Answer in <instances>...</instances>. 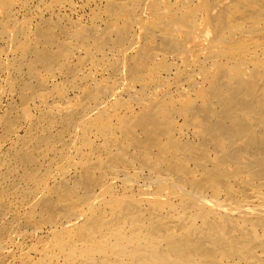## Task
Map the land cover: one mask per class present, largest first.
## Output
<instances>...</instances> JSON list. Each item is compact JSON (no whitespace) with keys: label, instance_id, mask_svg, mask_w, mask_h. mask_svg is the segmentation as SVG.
Returning a JSON list of instances; mask_svg holds the SVG:
<instances>
[{"label":"bare ground","instance_id":"obj_1","mask_svg":"<svg viewBox=\"0 0 264 264\" xmlns=\"http://www.w3.org/2000/svg\"><path fill=\"white\" fill-rule=\"evenodd\" d=\"M99 1L83 22L104 30L65 24L71 0L5 30L16 55L0 72L22 118L13 107L0 119L1 143L17 138L0 157V264H264V0ZM11 7L0 0V37ZM203 23L213 36L193 66L182 57ZM173 70L189 93L168 94ZM122 82L140 88L137 111ZM68 90L83 93L76 107Z\"/></svg>","mask_w":264,"mask_h":264},{"label":"rangeland","instance_id":"obj_2","mask_svg":"<svg viewBox=\"0 0 264 264\" xmlns=\"http://www.w3.org/2000/svg\"><path fill=\"white\" fill-rule=\"evenodd\" d=\"M30 1L32 2L31 4H29L30 3ZM35 1H37V2H35ZM43 1L44 0H20V2H19V0H5V2L6 3H10V5H13V7H11V14H10V17L11 18H7L6 20L8 21H6L5 20V23H4V29H2L1 30V32L3 33L2 34V37H0V47H2V48H0V58H2V60H0L1 62V64L3 63V64H7L8 62H10L12 59H14V57H15V55H16V53L15 54H13L14 52L11 50V51H9L8 49H7V47H8V45H7V43L9 44V42H10V40H9V37L5 34L6 32H5V30L7 29H9V25H11L12 23H16V20H17V23H16V25H22V24H26V22H25V18L26 17H28L29 16V18H30V23L32 24L31 25V27L33 28L34 26H35V23H36V21L38 20L37 19V17L39 18L40 17V14L42 13L41 11H43L42 10V7H41V4L43 3ZM72 2H71V4L73 5V9L71 10L70 9V5H63L61 8H59V11L61 12V14L62 15H67V16H64V20H65V24H72V25H77L79 28H92V27H95L96 26V28H97V26H99L97 29L98 30H104V28L106 27V25H105V22H102V21H98L97 22V24L98 25H96V23H89L90 21L92 22V15H93V12L94 11H99L100 9H101V7H103V4L99 1V0H91L89 3L91 4V2L93 1V3L90 5L88 2L86 3V1H84V0H79V1H81V2H79V1H77V0H71ZM74 1V2H73ZM34 2V3H33ZM40 2V3H39ZM79 2V3H78ZM97 2H98V4H97ZM102 4H100V3ZM22 3V4H21ZM25 3H27V6H24V4ZM76 3V4H75ZM19 4V5H18ZM33 4H35V5H33ZM94 4V5H93ZM96 4V5H95ZM33 5V6H32ZM37 5H39V6H37ZM77 5V6H76ZM92 5H93V7H92ZM101 5V6H100ZM22 6V7H21ZM66 6H68V7H66ZM90 8H89V7ZM20 7V8H19ZM40 7V8H39ZM75 7H76V9H77V11H76V9H75ZM84 7V8H83ZM87 7H88V11H87ZM92 7V8H91ZM26 8H27V10H26ZM69 8V10H67ZM81 8V9H80ZM14 9V10H13ZM23 9V10H22ZM29 9V10H28ZM31 9V10H30ZM90 9V10H89ZM94 9V10H93ZM58 10V9H57ZM75 10V11H74ZM82 10V12H80ZM84 10V11H83ZM25 11H33L32 13L31 12H25ZM34 11L36 12V13H34ZM21 12V13H20ZM73 12V13H72ZM79 12V13H78ZM19 13V14H18ZM29 13V14H28ZM40 13V14H39ZM69 13H70V15H69ZM18 14V15H17ZM31 14V15H30ZM38 14H39V16H38ZM44 15H47L46 14V12L45 13H43ZM80 14V15H79ZM25 17H24V16ZM28 15V16H27ZM35 15V16H34ZM75 15V16H74ZM77 15V16H76ZM82 15V16H81ZM16 18H15V17ZM74 16V17H73ZM84 16V17H83ZM89 16V17H88ZM67 17V18H66ZM79 17V18H78ZM87 18V20H85L86 18ZM100 17H102V15H100ZM75 18H77V19H75ZM85 18V19H84ZM91 18V19H90ZM8 19H11V21L10 20H8ZM14 19V20H13ZM21 19V20H20ZM35 19V20H34ZM67 19V20H66ZM83 19V20H82ZM89 19V20H88ZM19 20V21H18ZM34 20V21H33ZM83 21H89V22H83ZM21 22H22V24H21ZM101 22V23H100ZM7 23V24H6ZM11 23V24H10ZM34 23V24H33ZM88 23V24H87ZM86 24V25H85ZM93 24V25H92ZM92 25V26H91ZM204 25V26H203ZM203 25H200L199 26V28L197 29V31L196 32H198V33H193V35L191 36V41H189L188 43H187V50H188V52H185V53H183V59H189L190 60V65H195L196 64V62L200 59V58H204V56L207 54V52H206V48H208L209 46H210V40H211V38H212V33H211V31H210V29L208 28V26H207V24L206 23H203ZM5 26H7L6 28H5ZM81 26V27H80ZM102 27H103V29H102ZM101 28V29H100ZM137 29V30H136ZM201 29V30H200ZM206 31H205V30ZM6 30V31H7ZM201 31V32H200ZM204 31V32H203ZM139 32H140V30L138 29V27H136L135 28V33H136V35L137 34H139ZM198 34V35H197ZM181 36H182V38H183V35L181 34ZM199 36V37H198ZM7 37V38H6ZM5 38V39H4ZM194 38V39H193ZM197 39V40H196ZM8 40V41H7ZM254 41H256V38L255 39H253ZM201 41H203V43L201 42ZM258 41V40H257ZM7 42V43H6ZM199 44H198V43ZM2 43V44H1ZM260 43V42H259ZM258 43V44H259ZM2 45H4V46H2ZM18 45H20V44H18ZM5 49H4V48ZM13 46H11L10 48H12ZM139 48V45H137L136 46V48H135V51H137V49ZM190 48V49H189ZM4 52H3V51ZM82 52V51H81ZM83 53V52H82ZM82 53H80V52H78L77 53V55H78V58H76L77 57V55H75L74 56V58H73V65H75V64H78L79 63V60L80 61H83V58L82 57H84V55H82ZM204 55H203V54ZM12 54L14 55V56H12ZM80 55V56H79ZM82 56V57H81ZM202 56V57H201ZM13 57V58H12ZM172 57H175L176 58V56H170V59H172ZM200 57V58H199ZM202 58V59H203ZM6 60V61H5ZM194 60V61H193ZM8 61V62H7ZM196 61V62H195ZM179 62V63H178ZM178 62H176V64H175V67L180 71L181 70V73L179 74V75H181L182 77H180L179 76V78H183L184 76H183V71L185 70V67L180 63V61H178ZM177 63H178V66H176L177 65ZM181 65V66H180ZM193 65V66H194ZM180 66V67H179ZM86 67V66H85ZM86 68H88V67H86ZM99 68V67H98ZM100 69V70H99ZM99 69H97V70H94L93 72H92V74H94L95 75V78H94V80L96 81V82H99V83H102V84H106V82H107V79L110 77V72H109V70H107V69H105L104 67H100ZM102 70H103V72H102ZM174 71V72H173ZM171 73V77H173L172 79H171V81H169L170 82V84L168 85V89H167V92H168V94H170L171 96L172 95H177L176 93H174V91L175 92H178V90L176 89V88H178L180 85L182 86L181 88H182V90L183 91H185V92H187V93H189L190 92V89L187 87L186 88V86H187V83H186V81L184 80H182V82L181 83H174L175 81H174V76H173V74L174 73H176L175 72V70H173ZM101 72V73H100ZM6 74V75H2V74ZM99 73H100V75H102V76H100L99 75ZM103 73V74H102ZM107 74V75H106ZM2 75V76H1ZM105 75L107 76V77H105ZM109 75V76H108ZM4 76V77H3ZM59 76V75H58ZM56 77L55 76V78L53 79L52 78V80H51V82L49 83V85H48V88H51L53 85H57V86H61V84H63L62 82H64L65 81V78L63 79L62 78V76H59V77ZM98 76H100V78H102V79H100V78H98ZM177 76V75H176ZM2 77V78H1ZM0 84H2V85H0V119L1 118H3L4 116H6L7 114H9V113H11L12 114V112H10V111H13V110H11V109H14V108H17V110L19 109V107H20V100H19V97L17 98L16 97V93H10L9 91H7V89H6V82H7V73L6 72H0ZM58 78H60V80H57ZM64 80H62V79ZM97 79H99V80H97ZM196 80H199V77L198 76H196ZM56 83H54V82ZM59 81H60V83H59ZM62 81V82H61ZM173 81V82H172ZM184 82V83H183ZM126 83V84H125ZM172 83V84H171ZM175 84V87H174V84ZM5 84V85H4ZM125 84V85H124ZM178 84V85H177ZM185 84V85H184ZM52 85V86H51ZM177 85V86H176ZM128 86V87H127ZM136 87H138L137 85H129V82H122V84L120 85V87H119V93L118 94H120V93H122V94H120L119 95V97L121 98V99H123V101H125L126 102V104L128 103V102H130V106H131V109L133 108L135 111H137L139 108L136 106L137 105V98L139 99V97H138V95H139V93L141 92L140 91V88H137L138 90H135L136 89ZM185 87V88H184ZM132 88V89H131ZM173 88V89H172ZM127 89V90H126ZM184 89H188V91L187 90H184ZM121 90H123V91H121ZM133 90V91H132ZM76 91H77V93H76ZM76 91H72V90H68V92L67 93H69V94H67V100H69V102L72 100L73 101V103H69L68 102V104H66V106H68V107H76V103H77V101H78V99H79V96L80 97H82V95H83V93L81 92V91H78V90H76ZM128 91H129V94H127L128 93ZM170 91V92H169ZM171 91H173V92H171ZM74 92V93H73ZM134 92V93H133ZM137 92H139L138 94H136ZM71 93H73V94H75V95H73V94H71ZM130 93H132V94H130ZM14 94V95H13ZM77 94V95H76ZM134 94V95H133ZM72 95V96H71ZM123 95V96H122ZM126 95V96H125ZM137 95V96H136ZM141 95H142V93L139 95L140 97H141ZM174 95V96H175ZM70 96V99L68 98ZM77 96V97H76ZM128 96V97H127ZM130 96V97H129ZM45 97V96H44ZM75 97V98H74ZM126 97V98H125ZM16 100H15V99ZM46 98V97H45ZM72 98V99H71ZM49 99H51L50 101H53V98H48L47 97V99L46 100H44L43 101V99H42V101H43V103H46L47 101L49 102ZM77 99V100H76ZM14 100H15V102H14ZM108 100H110V98L108 99L107 97H106V99H104L103 101L104 102H107ZM38 101L39 100H36V101H34L35 102V105H34V107H32V108H40V105H39V103H38ZM132 101V102H131ZM57 103L58 102H56V104L54 103V105H57ZM13 104V105H12ZM42 104V103H41ZM52 104V103H51ZM17 105H19V106H17ZM43 105V104H42ZM58 105H59V103H58ZM62 105V104H61ZM17 106V107H16ZM36 106H38V107H36ZM60 106V105H59ZM8 107V108H7ZM14 107V108H13ZM135 107V108H134ZM132 109V110H133ZM16 110V109H15ZM14 110V111H15ZM15 111V112H13V115L14 116H18V118H22V117H20L21 116V114H20V112H21V110L19 109L18 111ZM133 110V111H134ZM19 112V113H18ZM34 115H36V114H38V110L36 109V112H35V109H34ZM36 113V114H35ZM176 114L177 113H175V118L173 117V119H174V122L176 123V125H178V123H179V125L183 122V120H182V118L179 116L178 117V115L176 116ZM177 118H179V119H177ZM177 120V121H176ZM180 121V122H179ZM23 125H22V128H20L21 130H19V132H18V134H17V136H21V135H24V134H22V132L24 133L25 132V130L27 129V126H29V123L26 121V120H23ZM129 125L130 126H133L134 124H133V122H130L129 123ZM24 128V129H23ZM194 127H191V128H188V130H185L186 132H184V138H189V139H191V138H194V139H191V140H196L197 138V136L199 135V133H200V130L198 129V128H194ZM24 131H23V130ZM190 130V131H189ZM188 134V135H187ZM11 138H12V140H11ZM13 138H15V139H13ZM187 138V139H188ZM196 138V139H195ZM17 138H16V136H11L9 139H7L6 140V142H3L2 141V143H1V141H0V157L3 155V152L7 149V148H9L10 147V145H12L11 143H13L15 140H16ZM93 140L95 141V139L93 138ZM8 141V142H7ZM11 141H13V142H11ZM98 140H96L95 141V143L97 142ZM4 143V144H3ZM237 144V145H236ZM244 144V140H242V141H237V143L235 142V145L233 146V148L234 149H236L237 147H239V146H242ZM9 145V147H7ZM5 149V150H4ZM2 150V151H1ZM210 150H212V151H209V152H213V149H210ZM88 151L89 150H84L83 152H78L77 154L76 153H74L73 155H72V159H70L71 160V163L73 164V166H75L76 167V165H78V163L80 162V160H82L85 156H86V154L88 153ZM239 161H241V163H243V164H246V162L248 161V156H246L245 154H241L240 156H239ZM74 173V171H71L70 172V174L72 175ZM57 175H58V173L56 174V176H55V178L57 177ZM140 183V184H139ZM137 182V184H136V187H142V185L144 184V183H142V182ZM118 185V186H117ZM119 186L121 187V185H120V183H117L116 184V187H118L119 188ZM44 230H46V229H44ZM44 230H42L41 232H39L37 235L38 236H40V235H45V231ZM31 241V239H29V242ZM27 248H26V246L24 247V251L26 250ZM28 251V249L25 251V252H27ZM29 253V255L31 256V257H35V254L33 253V252H28Z\"/></svg>","mask_w":264,"mask_h":264}]
</instances>
